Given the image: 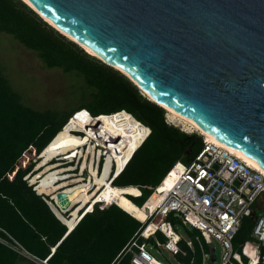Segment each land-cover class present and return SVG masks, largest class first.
<instances>
[{
	"label": "trees",
	"instance_id": "16d2710c",
	"mask_svg": "<svg viewBox=\"0 0 264 264\" xmlns=\"http://www.w3.org/2000/svg\"><path fill=\"white\" fill-rule=\"evenodd\" d=\"M41 18L22 0H0V32L12 36L24 48L34 52L45 68L61 69L81 79L82 88L77 94L81 102L67 111H38L25 106L21 95L6 79L0 62V264H16L21 258L17 251L22 250L39 264L42 261L47 264H130L131 256L127 250L144 227L140 223L144 220L142 211L156 205L166 188L170 170L176 162L189 163L203 148V138L197 133L189 135L168 125L165 122L166 111L148 99L134 83ZM81 113L98 119L105 126V131L111 133L109 137L103 131L86 126L88 136L97 145L115 147L118 145L115 134L122 132L120 141L127 146H135V150L118 171L113 165L114 159H107L102 178L98 175L87 183L89 188L100 185L99 190L105 186L106 192L101 193L86 213L88 206L79 211L80 220L71 218L70 226L61 214L74 208L79 202L78 195L84 189L76 188L72 192L70 186L55 191L52 196L57 210L51 206L53 214L41 194L36 195L23 178L29 173L31 178L40 172V169L32 172L34 164L38 163L35 157L39 156L41 161V155L45 153V156L49 155L44 160L47 162L59 155V149L73 147L71 159H64L77 158V145L89 142V137L82 140L69 131H62ZM103 152L110 157L106 151ZM58 169L62 173L59 177L55 175L50 188L65 182L76 167L50 166V170ZM53 173H50V178ZM42 177L32 179L39 190ZM127 187L136 188L137 193L129 196L109 189ZM124 195L131 204L124 200ZM101 199L108 207L98 211L96 206ZM165 221L173 226L179 223L168 216L159 224ZM253 223V218L242 220L233 240L235 252L247 240ZM65 225L71 229L69 233ZM163 229L172 234L166 223ZM192 235L195 237L197 234ZM139 239L156 247V241L163 242L164 237L156 232L153 237L138 238L136 242H141ZM203 246L208 251L207 245ZM194 250L192 264H201V251L197 246ZM191 260L190 257L180 260V264H190ZM28 261L29 264H37Z\"/></svg>",
	"mask_w": 264,
	"mask_h": 264
},
{
	"label": "water",
	"instance_id": "95a60500",
	"mask_svg": "<svg viewBox=\"0 0 264 264\" xmlns=\"http://www.w3.org/2000/svg\"><path fill=\"white\" fill-rule=\"evenodd\" d=\"M27 1L160 103L264 168V0ZM207 247L214 263V246Z\"/></svg>",
	"mask_w": 264,
	"mask_h": 264
},
{
	"label": "built area",
	"instance_id": "2783aa9c",
	"mask_svg": "<svg viewBox=\"0 0 264 264\" xmlns=\"http://www.w3.org/2000/svg\"><path fill=\"white\" fill-rule=\"evenodd\" d=\"M182 165L178 181L149 215L145 225L148 220L158 225L172 216L183 227L197 231L193 241H187L185 245L192 249L198 244L201 264H214L210 263L209 250L205 251L201 244L208 245L212 243L211 239L221 248L219 264H264V176L231 153L205 141L194 158ZM244 218H253V227L240 250L235 252L233 240ZM157 219L159 222H155ZM150 223L144 231L148 230ZM165 223L173 234L161 233L160 228L157 229L155 233L160 232L164 240L156 241V247L174 256L182 254L181 237L170 222ZM134 246L137 251L132 253L130 264H162L147 251V243H134ZM17 252L39 264L24 250ZM193 262L192 259L190 264ZM40 264L47 263L42 261Z\"/></svg>",
	"mask_w": 264,
	"mask_h": 264
},
{
	"label": "rangeland",
	"instance_id": "374dc122",
	"mask_svg": "<svg viewBox=\"0 0 264 264\" xmlns=\"http://www.w3.org/2000/svg\"><path fill=\"white\" fill-rule=\"evenodd\" d=\"M0 62L3 67L6 79L9 81L13 89L21 95L22 102L25 106L31 107L34 110H38V111H45V110L67 111L70 107H75L81 102V100H79L77 97V94L80 92L82 88L81 79L75 77L73 74H66L61 69L45 68L34 52L27 50L17 41H15L12 36L2 32H0ZM131 121L136 124V122L133 119H131ZM165 122L168 125H171L189 135L193 133L199 134V132L197 131L190 132L189 130H185V128L179 123L171 121L169 116L167 115V112L165 113ZM86 126L87 128L88 127L95 128L100 131H103L105 132V134H108L107 136L111 137L110 136L111 133L105 131V126L103 125V123L98 121V119H92L91 117L85 115L84 113L76 115L72 123L68 127H66L62 132H68L71 130H82V131L84 130L86 132V136L89 137ZM115 136L118 137L116 139L118 145H115V147L113 145L112 147L109 146L108 144L106 146L107 148H103L101 145L96 144L97 148L99 149L98 151H95L94 149L95 145L91 144L90 146V143L87 142V146L85 147V149H83L84 151L82 150V148L78 150L77 158L73 159L71 163L73 167L77 168L75 171L71 172L72 176L68 175L67 180H64L65 182H61L53 188H50V184L53 182L52 179L55 177V175L56 176L58 175L59 177L62 173V170L59 169L50 170L51 165L47 164L48 161L44 162V160H46L49 157V155L48 157L45 156L46 153L41 155V161L38 160L39 156L35 157V160L38 161V163L34 164L35 166L33 167L32 172H35V170H37L38 172L39 169L40 172L31 178H30L31 173L27 174L23 178V181H25L27 186L31 187V190L34 191L36 195L41 194L40 196L48 205L50 210H51V206L57 210V208L54 205V200H53L54 196H52L53 193H55V191L70 186H72L71 189L70 188L67 189L72 190V192L76 188H81V190L84 189L82 193L78 195L77 199L79 202L74 206V208L71 207L68 211L61 214L65 218L67 224L71 226L72 225L71 218L78 220L79 211L82 210L88 204V207L85 210L86 213L94 205V202L98 200L101 193L103 191L106 192L107 187L104 186L102 190H99L100 185L95 187L91 186L92 191L90 192L89 190L91 188L87 186V183L90 182V179L93 178L94 180V178L97 177L98 175L100 176V178H102L104 167L108 158L114 159L115 163L113 165L115 166V170L118 171V168H121L125 164V162L131 157V155L135 150V146H127L122 141H120L122 132L121 134L116 133ZM202 140L203 142L205 141V139ZM108 147L111 149V151L109 150ZM59 151H60L59 155L65 154L67 155L66 156L67 158L71 159L70 156L73 152V147L59 149ZM102 151H106L110 157L104 155V160L100 161L99 155ZM79 157H81L80 161H79ZM60 163H63L65 165L66 163L69 162L60 161ZM60 163L54 165H57L60 168L62 165ZM50 173H53L51 178H50ZM42 175L43 177L40 179L41 181L39 180V183L41 182L39 187H41L40 190L43 191H40L39 189H37V187H35V185L33 184L34 181L32 179L37 176L40 177ZM104 182L108 184V181L106 179ZM43 188L44 189L47 188V189L44 190ZM109 189L112 192H119L120 194H126V195H135L137 193V189L134 187H127L121 189L109 188ZM64 197L66 198L67 195ZM124 200L130 203V201L127 198H125V196H124ZM104 207H108V205H106L105 203H100L98 206H96V209L98 211H102L103 209H105ZM72 208L74 210L70 211ZM74 212L75 215H73ZM142 214L144 216V220L142 222L144 223L146 219H148V217L145 211H142ZM142 222L140 223L143 224ZM155 222H159V219L155 220ZM149 223L150 221L148 220L146 225L145 223L143 224L144 227L139 232L137 239L138 238L144 239L141 236V232L145 230L146 226ZM174 230L179 234V236L181 237V241L183 242L180 245L182 254H178L179 255L178 258L172 255L171 253L165 251L161 247H152L150 244H147L146 246L147 251L157 261L161 262L162 264H180L181 263L180 260H184L189 257L192 259L194 258L193 255L195 253L194 250L195 246H197L200 250V247L198 246L197 243L195 244V246H193L192 249L188 248L185 245V242L190 240L193 241L194 239V236L192 235L193 233L194 234H198V233H196L194 230L190 228L183 227L179 223H177L176 226H174ZM137 239L132 241L129 249L127 250V252H129L130 254L129 257L132 255L133 252L137 251V248L134 246V243H136V245L143 244L144 240L141 241L139 239V241L141 242L138 241L136 242ZM211 242L214 246L215 255H216V261L214 262V264H219V256L221 250L220 245L213 239H211ZM201 244L202 247L204 248L202 242ZM26 257L21 255V258L16 262V264H29L28 261L29 259Z\"/></svg>",
	"mask_w": 264,
	"mask_h": 264
},
{
	"label": "bare ground",
	"instance_id": "6f19581e",
	"mask_svg": "<svg viewBox=\"0 0 264 264\" xmlns=\"http://www.w3.org/2000/svg\"><path fill=\"white\" fill-rule=\"evenodd\" d=\"M26 5H28L29 7H31L32 9L33 6L27 1V0H22ZM35 10V9H34ZM40 17H42L43 20H45L48 24H50L56 31H58L59 33H61L62 35H64L65 37L69 38L72 42H74L75 44H77L79 47H81L82 49H84L85 51H87L89 54H91L92 56H94L95 58H97L98 60L102 61V62H105L107 63V65L115 68L117 71H119L121 74H123L126 78H128L132 83H134L141 91L144 95H146L151 101L155 102L157 105H159L160 107H162L166 112H167V115L169 116L170 120L171 121H174V122H177L179 123L180 125H182L185 130H189L190 132H199V135H201L203 137V139H205V141L208 143V144H211V145H215L217 147H220L222 149H224L225 151L231 153L232 155L236 156L237 159H240L242 160L243 162H245L249 167H251L252 169L256 170V171H259L263 176H264V168L259 165L256 161H254L253 159H251L250 157L244 155L243 153H241L240 151L236 150V149H233L227 145H225L224 143L220 142L219 140L215 139L214 137H212L211 135H209L208 133H206L203 129H201L196 123H194L192 120H190L189 118L187 117H184L174 111H172L171 109H169L168 107H166L165 105H163L162 103H160L157 99H155L154 97H152L149 93H147L144 89H142L133 79L132 77L127 74L123 69L119 68L118 66H116L114 63H112L111 61L107 60L106 58L100 56L99 54H97L96 52H93L91 51L90 49H88L87 47H85L82 43H80L77 39H75L74 37H72L70 34L66 33L64 30L60 29L58 26H56L52 21H50L49 19L43 17L39 12H37ZM68 122V121H67ZM66 125V124H65ZM65 127V126H64ZM63 127V128H64ZM73 131V130H71ZM71 131H69V133L71 135H73L71 133ZM149 135V134H148ZM76 136V135H74ZM77 137V136H76ZM86 137V136H85ZM84 137V138H85ZM80 138V137H79ZM83 138V137H82ZM81 138V139H82ZM83 138V139H84ZM82 139V140H83ZM89 141L91 140L90 138L88 139ZM86 144L87 146V141L83 144H79L77 145L76 147V150H80L83 148V146ZM92 145H95V144H92ZM85 146V147H86ZM95 151H98L99 149L97 148V146L95 145L94 147ZM103 152V151H102ZM101 155V153H100ZM100 155H99V159H100ZM103 155H105V152L103 153ZM67 155L65 156H55V157H59V161H68L66 159H64ZM54 158V157H52ZM51 158V159H52ZM50 159V160H51ZM75 159V158H73ZM73 159L71 161H68V162H72ZM81 157H79V161H80ZM40 160V159H39ZM49 160V161H50ZM47 162V164H50V165H54V162L50 163V162ZM58 163V162H57ZM62 164L60 168H66V167H69L72 166V165H64L63 163H60ZM77 169V168H76ZM75 169V170H76ZM123 169V168H122ZM75 170H71L70 173L72 171H75ZM183 170V165L181 162H176L173 169L170 170V172L168 173L167 175V178H166V188L163 192V195L161 196V198L159 199V201L156 203V205L152 208H146V214H147V217H149V215L158 207V205L161 203V201L167 196V193L173 188L174 184L178 181L179 179V176L181 174ZM122 171V170H121ZM112 182V181H111ZM36 185V183H35ZM36 187V186H35ZM90 192L92 191V188L89 190ZM125 196V195H124ZM131 196V195H129ZM135 197V196H133ZM100 203H103L102 199L99 201ZM98 202V203H99ZM52 210V209H51ZM53 212V211H52ZM165 224V223H164ZM164 224H158L156 225L155 223H150V226L148 228L147 231H144V235H148V234H151L153 233V231L156 229H159L160 228V231L161 233H168V234H171L167 231H165L163 229L164 227ZM67 226V225H66ZM69 228V227H68ZM172 234H173V231H172ZM143 237V235H142ZM145 238V237H143Z\"/></svg>",
	"mask_w": 264,
	"mask_h": 264
},
{
	"label": "clouds",
	"instance_id": "9594fccd",
	"mask_svg": "<svg viewBox=\"0 0 264 264\" xmlns=\"http://www.w3.org/2000/svg\"><path fill=\"white\" fill-rule=\"evenodd\" d=\"M102 160V158L100 159V161ZM50 162V161H49ZM70 163V164H69ZM67 163V165H71L72 162ZM54 164H57L56 161H54ZM66 165V164H65ZM80 213V212H79ZM83 214V213H82ZM79 222V221H78Z\"/></svg>",
	"mask_w": 264,
	"mask_h": 264
},
{
	"label": "crops",
	"instance_id": "0c3cea01",
	"mask_svg": "<svg viewBox=\"0 0 264 264\" xmlns=\"http://www.w3.org/2000/svg\"><path fill=\"white\" fill-rule=\"evenodd\" d=\"M118 189H121V188H118ZM86 206H88V205H86Z\"/></svg>",
	"mask_w": 264,
	"mask_h": 264
}]
</instances>
